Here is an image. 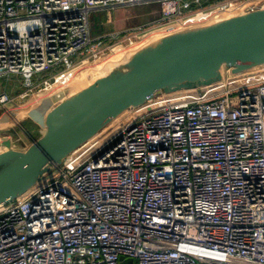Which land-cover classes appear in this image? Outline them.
<instances>
[{
	"label": "built area",
	"instance_id": "built-area-1",
	"mask_svg": "<svg viewBox=\"0 0 264 264\" xmlns=\"http://www.w3.org/2000/svg\"><path fill=\"white\" fill-rule=\"evenodd\" d=\"M238 1L0 0V80L20 77L22 98L48 92L52 78L38 83L39 74L132 49L130 34L147 32L93 38L94 11L156 2L162 27ZM255 75L264 74L224 67L212 85L222 90L209 96L198 87L148 101L157 108L138 119L124 112L106 144L100 132L77 162L0 205V264H264V80ZM12 102L0 91V110Z\"/></svg>",
	"mask_w": 264,
	"mask_h": 264
},
{
	"label": "water",
	"instance_id": "water-1",
	"mask_svg": "<svg viewBox=\"0 0 264 264\" xmlns=\"http://www.w3.org/2000/svg\"><path fill=\"white\" fill-rule=\"evenodd\" d=\"M261 65L264 9L162 38L69 97L46 117L40 111L32 114L46 131L24 151L12 149L2 139L0 205L45 180L127 110L163 93L218 82L224 67L242 72ZM130 263L131 259L122 262Z\"/></svg>",
	"mask_w": 264,
	"mask_h": 264
},
{
	"label": "rangeland",
	"instance_id": "rangeland-1",
	"mask_svg": "<svg viewBox=\"0 0 264 264\" xmlns=\"http://www.w3.org/2000/svg\"><path fill=\"white\" fill-rule=\"evenodd\" d=\"M209 7H215L214 4L210 5ZM264 9V0H240L237 2V5L232 8L231 11H228L224 14L216 12L211 14L210 16H204L200 19H196L193 21H189V25L182 26L184 24H177V25H169L166 27H160L159 25L153 24L149 25L152 21L155 20L156 15L159 16L161 13L160 5L156 2L148 3V4H140L136 6H117L111 9H104V10H98L91 13L90 16V24H91V31L92 35H99V34H106L110 32H118L121 30H125L128 28H133L135 26H144V29H146V33L141 34L140 32H134L130 34L131 36L134 34H137L136 38H133L135 47L132 49H123L120 48V45L113 47V53L112 55L106 57V59L97 62V64H87V67H81L77 68V71H72L63 75H77L76 81L74 83V92H79V90H82V88L88 86L91 80H89L86 75H90L93 70L97 67L99 69L102 65L104 67L105 65L109 64L111 66H114L115 63L118 61L126 60V58H133L136 53L139 51L154 45L158 41H160L162 38L172 35L179 32H185L191 29H196L200 27H205L210 24L216 23L222 19L225 18H231L243 15L251 10H259ZM159 18V17H158ZM159 26V27H158ZM137 30V29H135ZM123 32V31H122ZM141 34V35H140ZM139 35V36H138ZM124 46L127 47L128 43H124ZM87 55L83 57H77L75 59L76 61L83 59ZM261 69V73L264 74V65L258 66V68H253V70ZM91 71V72H89ZM52 72H44L38 75L40 79H45L53 75ZM257 78L264 80V75H255ZM216 83V82H215ZM213 84H209L210 86L208 89H205L204 87L206 85H200L199 87H202L201 94L203 97L209 96L210 92H214L217 90H222V86L220 84L212 86ZM230 86L232 84H229ZM20 88L22 89V79L18 76H11L8 80L7 78H2L0 80V91H7L9 93H13L14 95H17ZM196 89L198 90V87H191V88H185L180 91H173L171 93H163L161 96L171 98L170 100H174L178 97H180L183 94H192L196 92ZM239 91L233 92L231 96V100L234 101L236 99V96L238 95ZM55 96V94H53ZM27 99H30L27 98ZM168 100V99H166ZM157 108V103L152 104H143L136 109V112L134 113V119H138L141 116L145 115V113L150 112L151 110H154ZM125 117V114H122L119 116L116 120H114L111 124H109L105 129L101 131V142L102 144H106L108 140L112 137H114L120 128V123L123 121V118ZM26 120H31L33 123V119H31L28 114L24 117ZM33 118V117H32ZM31 123V124H32ZM29 125L27 130L32 133L34 136L37 135L33 131L36 129L35 125ZM36 124V123H35ZM18 126L21 128V122L18 123ZM26 128V127H25ZM34 129V130H33ZM39 133V132H38ZM20 136L21 138H27L28 133L25 132L22 129V132L20 130ZM1 142V140H0ZM16 149V148H14ZM17 151H24V150H18ZM1 153V152H0ZM79 160V155L73 153L70 155L63 163V166H67L68 164L75 163Z\"/></svg>",
	"mask_w": 264,
	"mask_h": 264
},
{
	"label": "crops",
	"instance_id": "crops-1",
	"mask_svg": "<svg viewBox=\"0 0 264 264\" xmlns=\"http://www.w3.org/2000/svg\"><path fill=\"white\" fill-rule=\"evenodd\" d=\"M158 17H160L159 12H158V15H156L155 20L152 21L149 25H153L155 22H157L159 19ZM144 26L145 25L140 26V27H144ZM137 28H139V27L135 26L133 28H128V29L121 30L118 32H122V31L124 32L127 30L131 31V30H134ZM112 33H115V31L110 32V33L108 32L106 34H99V35H95V36L92 35V36H93V38H98V37H101L103 35L112 34ZM88 56H86L83 59L78 60V61L75 60V62L78 64L80 63L79 66H81V67H84V66L87 67V64H89V65L97 64V62H100V61L106 59V58H102L101 60H93L92 58L89 59ZM130 60H131V58H128V59L122 60V61H118L117 63H115L114 66H111L109 64L105 65V63H104V67H103V65L99 69H97V67H96L93 70L94 72H92L90 75H86V77H88L89 80H91V79L93 80V81L91 80L92 82H90V84L88 86L93 84L96 80L100 79L101 77L105 76L107 73L114 71L116 69H119L120 67L124 66ZM79 66L76 67L73 71H77V68H79ZM223 71L225 72V69ZM89 72H91V71H89ZM63 74H66V73H63V72H61L60 74L58 72L56 74L53 73V75L50 76L52 78V82L54 85L53 90H50L48 92H41V93L36 92L34 95L29 96L30 99H27L29 97H26V98L21 97V94L23 93V86H22V89L20 88L17 95H14L12 92L11 93L8 92L10 94V96L12 97L13 102L8 106V108L6 110H0V133H3V135H0L1 141H2V139H7L10 142V147L12 149L16 148L18 150H25L35 140L39 139L44 134L46 129L43 128V126L39 122H37L34 118H32V114L36 113L37 111L38 112L40 111V113L42 115H44V117H46V115L50 111H52L55 107H57L59 104L65 102L69 97H71L77 93V92H74V87H73L74 83L76 81L77 75L68 76V75H63ZM45 79H47V78H45ZM43 80L38 77V83L42 82ZM213 84H215V83H213ZM88 86H86L82 89H85ZM79 91H81V90H79ZM53 94H55V96ZM27 114L31 119H33V121H34L33 123L31 122V120L28 121L25 118H24V120H22L23 116L25 117ZM20 122H21V127H23L21 129L18 126V123H20ZM31 123L36 126L35 127L36 129L35 130L33 129L34 130L33 132L37 134L35 136L27 130L28 129L27 127ZM22 129L28 133L27 135H29V136H27V138H21L19 133H20V130L22 132ZM12 131L15 132L14 135L12 134ZM16 149H14V150H16Z\"/></svg>",
	"mask_w": 264,
	"mask_h": 264
},
{
	"label": "bare ground",
	"instance_id": "bare-ground-1",
	"mask_svg": "<svg viewBox=\"0 0 264 264\" xmlns=\"http://www.w3.org/2000/svg\"><path fill=\"white\" fill-rule=\"evenodd\" d=\"M232 10V9H231ZM231 10H229V11H231ZM251 11H254V10H251ZM251 11H249V12H251ZM216 12H219V13H222L220 10H218V9H211V10H206V11H204V12H201V13H198V14H196V15H194V16H191V17H189V18H186V19H184V20H180V21H176V22H174V23H170V24H167V25H164V26H162V27H166V26H169V25H179V24H184V25H182V26H187V25H189L188 23H189V21H193V20H196V19H200L201 17H204V16H210L211 14H213V13H216ZM228 12V11H227ZM226 13V12H225ZM248 13V12H247ZM222 14H224V13H222ZM227 19H229V18H225V19H222V20H220V21H224V20H227ZM220 21H218V22H220ZM218 22H216V23H218ZM213 24H215V23H213ZM213 24H210V25H213ZM210 25H208V26H210ZM161 27V28H162ZM205 27H207V26H205ZM115 47V46H114Z\"/></svg>",
	"mask_w": 264,
	"mask_h": 264
}]
</instances>
